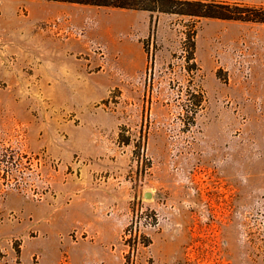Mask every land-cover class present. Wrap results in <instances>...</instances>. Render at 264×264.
I'll return each mask as SVG.
<instances>
[{"label": "rangeland", "instance_id": "374dc122", "mask_svg": "<svg viewBox=\"0 0 264 264\" xmlns=\"http://www.w3.org/2000/svg\"><path fill=\"white\" fill-rule=\"evenodd\" d=\"M19 2V21L0 22V264H22L38 235L13 233L22 213L10 195L68 201L94 161L80 150L106 143L115 162L93 180L131 199L104 263L264 264V24ZM47 45L57 64L43 63ZM10 147L18 166L6 161ZM142 207L158 212L156 226L135 224ZM59 259L73 264L66 252Z\"/></svg>", "mask_w": 264, "mask_h": 264}, {"label": "crops", "instance_id": "0c3cea01", "mask_svg": "<svg viewBox=\"0 0 264 264\" xmlns=\"http://www.w3.org/2000/svg\"><path fill=\"white\" fill-rule=\"evenodd\" d=\"M19 1L0 0V22L10 25L19 21L17 14ZM26 1L29 8L55 2ZM123 11L137 17H143L141 13L146 12L130 9ZM27 19L30 25H35L38 21L33 14ZM42 61L47 65L57 64L58 60L52 57L49 45L43 47ZM80 151L84 156L94 158V161L91 166L82 169L78 181L79 192L73 198L65 202L61 200L36 203L25 197L10 195L11 204L22 213V219L12 225L13 233L19 236L32 232L38 234L24 242L22 264H32L33 255L37 253L36 245L41 248L39 249L41 259L38 264H60L59 258L64 252L68 254L73 264H103V261L115 257L112 245L119 241L120 232L125 226L131 194L111 198L108 193L109 190L115 189L112 184H98L93 180L94 172L107 171L113 166L115 162L112 158L113 146L110 147L106 143L95 150L83 148ZM4 227L5 225L0 226V232ZM76 227L85 228L90 235L77 242L73 241L68 234Z\"/></svg>", "mask_w": 264, "mask_h": 264}, {"label": "trees", "instance_id": "16d2710c", "mask_svg": "<svg viewBox=\"0 0 264 264\" xmlns=\"http://www.w3.org/2000/svg\"><path fill=\"white\" fill-rule=\"evenodd\" d=\"M69 4L90 5L113 9H130L154 13L174 14L196 18V23L201 19H215L223 21H236L245 23L264 24V4H253L241 0H45ZM196 23L194 27H196ZM155 24L151 21L149 39L154 37ZM189 36L190 52L187 59L195 60L197 28L191 29ZM143 41L145 51L148 53V41ZM194 65L197 66L196 62ZM201 105V101H197ZM120 142V141H119ZM121 143V142H120ZM122 144H131L128 137L122 139ZM4 156L6 161L17 164L20 159L19 151L7 148Z\"/></svg>", "mask_w": 264, "mask_h": 264}, {"label": "built area", "instance_id": "2783aa9c", "mask_svg": "<svg viewBox=\"0 0 264 264\" xmlns=\"http://www.w3.org/2000/svg\"><path fill=\"white\" fill-rule=\"evenodd\" d=\"M26 157L29 158L28 155ZM28 162L31 165V160L30 159L28 160ZM30 165L27 168L29 170L32 169V167ZM16 166H18V164H16ZM138 222H139V224L141 226L142 225L156 226L159 223V214H158V212L156 210H153V209L148 210V208L144 209L142 207V209L140 211L139 218H138V216H136V223L135 224H137ZM127 237H131L130 233H125V239ZM140 244H144L143 241H141V231H140L138 245H140ZM127 245L130 248V244L128 243ZM130 252H131V261L130 262L132 263V258L134 257V248H132V249L130 248L126 255H130Z\"/></svg>", "mask_w": 264, "mask_h": 264}, {"label": "water", "instance_id": "95a60500", "mask_svg": "<svg viewBox=\"0 0 264 264\" xmlns=\"http://www.w3.org/2000/svg\"><path fill=\"white\" fill-rule=\"evenodd\" d=\"M145 196L146 197H152V193L151 192H146Z\"/></svg>", "mask_w": 264, "mask_h": 264}, {"label": "flooded vegetation", "instance_id": "af4514ba", "mask_svg": "<svg viewBox=\"0 0 264 264\" xmlns=\"http://www.w3.org/2000/svg\"><path fill=\"white\" fill-rule=\"evenodd\" d=\"M143 243L146 245V240H143Z\"/></svg>", "mask_w": 264, "mask_h": 264}]
</instances>
